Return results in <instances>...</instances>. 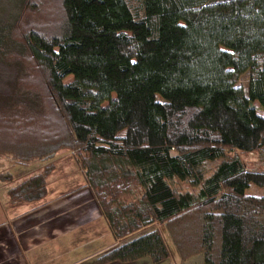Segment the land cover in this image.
Here are the masks:
<instances>
[{
    "label": "trees",
    "instance_id": "1",
    "mask_svg": "<svg viewBox=\"0 0 264 264\" xmlns=\"http://www.w3.org/2000/svg\"><path fill=\"white\" fill-rule=\"evenodd\" d=\"M33 17L38 28L23 31ZM24 57L41 90L27 85ZM64 150L116 239L165 224L180 264H264V197L246 194L264 188V172L228 157L264 150V0H0V160ZM52 172L10 188L9 203L41 206ZM170 257L154 230L97 264Z\"/></svg>",
    "mask_w": 264,
    "mask_h": 264
},
{
    "label": "crops",
    "instance_id": "2",
    "mask_svg": "<svg viewBox=\"0 0 264 264\" xmlns=\"http://www.w3.org/2000/svg\"><path fill=\"white\" fill-rule=\"evenodd\" d=\"M77 179L70 180V185ZM82 179L78 189L51 193L48 187L41 206L10 204L4 192L0 202V264H97L99 257L122 244L87 188L85 175Z\"/></svg>",
    "mask_w": 264,
    "mask_h": 264
},
{
    "label": "rangeland",
    "instance_id": "3",
    "mask_svg": "<svg viewBox=\"0 0 264 264\" xmlns=\"http://www.w3.org/2000/svg\"><path fill=\"white\" fill-rule=\"evenodd\" d=\"M31 24H28L27 22L23 26V31L29 30L31 28H38V25L40 22L37 20V17H33L31 20ZM40 25L45 26H51V27H57V23H42ZM23 66L26 73V83L29 87L35 88L37 90H41V81H40V75L39 70L35 67V65L31 62V60L28 57L22 58V61L20 62ZM252 77L251 71L246 72L238 81L237 86L241 87L245 93L248 92L249 83ZM73 80L72 76H69L65 83H69ZM115 96V95H114ZM158 100L161 101V98L158 97ZM255 106L258 108L259 104L254 103ZM258 113L261 115L262 111L258 110ZM125 132L121 133L120 136H124ZM229 158L238 157L242 163L244 164L245 168L248 171L253 172H264V150L262 152L253 153L249 155H244L238 152H229L228 153ZM52 164L53 166V172L48 180V187L50 192H61L64 190L69 189H78L79 187H82L84 183L83 176L85 175L84 172L81 170V166L78 163V161L75 159L74 155H72L71 151L64 150L60 152L52 161H45V162H35L27 166L22 165H12L9 163L6 159L0 160V174L6 173L4 175V180L0 181V192L3 193L0 194V202L4 198V195L10 188L14 187L15 185H18L19 183L23 182L27 178L31 177L32 175H35L36 173H39L43 170V168L49 164ZM217 164H209L207 166L208 171L211 169H214ZM11 174V176H9ZM84 174V175H83ZM78 177V179L70 185V180L74 179V177ZM171 186L174 190H176L179 193H185V192H194L196 193L197 190L194 188L190 182H181L178 180H175L171 182ZM80 190H83L80 188ZM249 196H258V197H264V188H259L255 186H251L250 189L246 193ZM139 198L138 191H135L132 196H125L122 198V200L126 203L131 202L132 200H135ZM37 205L36 203H34ZM157 230L162 235L164 242L166 243L167 247L170 250L171 257L167 260H165L162 263H176L180 264L179 258L177 254L175 253L172 241L168 235V232L166 230L165 224H154L152 226H149L148 228L142 230L141 232L137 233L136 235H133L129 237L128 239H124L123 243H126L139 235L145 234L147 232H151ZM150 261V259H142L140 260L138 264H155L153 262H146ZM174 262V263H173ZM158 263V264H162ZM186 264H203V256L199 255L198 257L194 258L193 260L189 261Z\"/></svg>",
    "mask_w": 264,
    "mask_h": 264
}]
</instances>
